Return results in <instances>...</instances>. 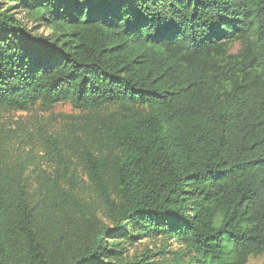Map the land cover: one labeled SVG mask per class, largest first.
Here are the masks:
<instances>
[{"label":"trees","instance_id":"1","mask_svg":"<svg viewBox=\"0 0 264 264\" xmlns=\"http://www.w3.org/2000/svg\"><path fill=\"white\" fill-rule=\"evenodd\" d=\"M60 102L117 111L87 118L64 143L49 137L57 159L35 176L7 158L0 132V264L264 254V0H0V107ZM81 172L112 227L54 261L45 236L82 210ZM143 238L164 243L133 255L123 246Z\"/></svg>","mask_w":264,"mask_h":264},{"label":"rangeland","instance_id":"2","mask_svg":"<svg viewBox=\"0 0 264 264\" xmlns=\"http://www.w3.org/2000/svg\"><path fill=\"white\" fill-rule=\"evenodd\" d=\"M19 16L34 32L39 34L50 32L27 14L22 12ZM239 47L240 43H235L232 52H236ZM116 111L117 107L114 106L103 108L98 112L83 111L75 109L70 102H60L48 108L37 104L27 111L0 107V132L5 154L11 162L31 172L33 176L37 172L43 174L42 169H46L48 173L49 167H52L57 159L47 141L49 137L64 143L87 118L97 113L107 115ZM65 153H71L67 147H65ZM86 178L87 176L81 172V178L75 185V192L81 198L83 205L82 210L75 208L64 213L57 231L48 232L45 236L48 256L54 261L76 259L91 247L92 240L98 232L106 227H112L111 220L105 214L101 198L97 195L91 181L85 182ZM116 240L120 241L121 238ZM163 243L161 238H143L134 245L123 241V246L128 249L127 252L130 255H133L144 249H159ZM168 248L180 250L182 247L170 240ZM156 257L159 258L160 255ZM246 264H264V254L250 257Z\"/></svg>","mask_w":264,"mask_h":264}]
</instances>
